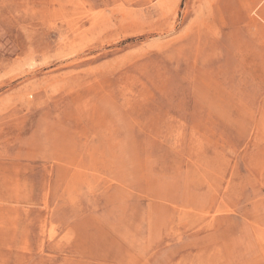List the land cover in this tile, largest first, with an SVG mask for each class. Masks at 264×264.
I'll use <instances>...</instances> for the list:
<instances>
[{
  "label": "rangeland",
  "instance_id": "374dc122",
  "mask_svg": "<svg viewBox=\"0 0 264 264\" xmlns=\"http://www.w3.org/2000/svg\"><path fill=\"white\" fill-rule=\"evenodd\" d=\"M0 264H264V0H0Z\"/></svg>",
  "mask_w": 264,
  "mask_h": 264
}]
</instances>
